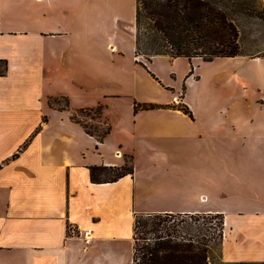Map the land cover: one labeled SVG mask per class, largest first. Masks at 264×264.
<instances>
[{
	"label": "crops",
	"instance_id": "1",
	"mask_svg": "<svg viewBox=\"0 0 264 264\" xmlns=\"http://www.w3.org/2000/svg\"><path fill=\"white\" fill-rule=\"evenodd\" d=\"M135 6L0 0V264H133L140 212L221 213L220 259L264 260V182L242 178L246 170L263 175L264 147H246L235 164L239 179L224 174L228 157H237L224 121L262 108L263 82L226 69L202 85L199 71L202 64L218 68L219 60L264 64V56L141 59L134 52ZM157 59L170 62L166 74ZM178 60L185 63L177 75L181 103L192 116L176 106L134 111L135 101L173 103L175 93L154 100L147 87H171L163 77L176 75ZM50 96H66L68 106L50 105ZM99 104V122L110 126L101 141L70 118ZM259 114L249 140L254 133L264 140V108ZM218 142H225L224 160ZM125 155L132 173L91 181L90 166H121ZM256 182L263 185L254 189Z\"/></svg>",
	"mask_w": 264,
	"mask_h": 264
},
{
	"label": "trees",
	"instance_id": "2",
	"mask_svg": "<svg viewBox=\"0 0 264 264\" xmlns=\"http://www.w3.org/2000/svg\"><path fill=\"white\" fill-rule=\"evenodd\" d=\"M262 13L264 6L261 0H136L134 52L143 55L147 61L153 55H167L170 58L182 56L187 59L199 57L204 61L215 57L246 55L240 47L236 19L248 15L261 18ZM150 74L156 78L153 73ZM59 98L64 103L55 105ZM48 103L60 109L68 106L66 96H50ZM161 106L175 107V104L133 102L134 111ZM176 107L192 116L185 104ZM83 111L94 114V118L91 117L95 119L94 124L87 126L77 119L76 114ZM102 111L100 104L79 108L71 113L70 118L101 141L110 130L108 124L99 122ZM132 171L131 155H125L121 166L89 167L93 182L113 181ZM105 173L110 175L100 177ZM181 215L189 220H176L175 217ZM216 217L220 219L214 221ZM191 223L195 225L194 228ZM222 233L221 213H136L133 220L132 261L133 264H213L212 250L218 246L219 256ZM219 261L223 264H264V260Z\"/></svg>",
	"mask_w": 264,
	"mask_h": 264
},
{
	"label": "rangeland",
	"instance_id": "3",
	"mask_svg": "<svg viewBox=\"0 0 264 264\" xmlns=\"http://www.w3.org/2000/svg\"><path fill=\"white\" fill-rule=\"evenodd\" d=\"M258 8H260V6L258 5ZM236 24L238 26L239 29V43H240V47L241 50L244 51L246 53L247 56H253V55H259V56H264V13H262V17L258 18L252 15H248V16H239L236 19ZM141 59H145V57L141 54L138 55ZM164 60V61H161ZM218 62V68H213L212 65L209 64H202L201 67L199 68L200 74L202 75V85H209L213 79H215L217 77V80L219 81L221 79V77L219 76L218 72L219 70H230V69H235V70H245L248 73L249 78H251L254 81H258L260 80L261 82H263V86H264V64H256L254 62H247V63H230V62H226L219 60ZM166 64H170L166 63V59H157L155 62V66L159 69V71H162L163 74L167 73V67ZM184 61L182 60H178L175 64V76L170 75V71L167 74V77H163V79L168 80L171 82V87L169 86L168 88H164L162 85H157V86H148L150 88L147 87V90L149 91V96L154 99V100H164L169 98L173 93L176 94L175 98L173 100V104H175V106L182 104L181 103V94H182V81L181 78L177 75H179L183 68H184ZM258 104L260 103H264V96L259 97ZM227 102V101H225ZM63 99L59 98L58 101L55 103V105H62ZM264 108V106L262 108H258V106L256 107L255 105H253L251 107V109L249 111H246V115H243L242 117L237 116V117H233L232 115L229 117H227L224 121L225 126L229 129V145L231 146V149H235V147L237 149H235L234 151V155L237 156L236 160L233 161V158L228 157V160L226 161V163L229 165L230 164V168L228 166V170L224 172L225 175L228 174L230 180H234V178L236 177V179L240 178V173L237 171L238 169L236 168L237 163H240V156H245V154H248V151L246 150V147L249 149V146L252 145L253 147H258V148H263L264 147V140L261 138H258L257 134H253V138L254 140H249L247 137H250L251 135H246L247 132L250 131H256V127H254V123L257 122L259 123L260 121V111H262V109ZM77 119L80 120L82 123L86 124L87 126L94 124L95 123V119H91V117L94 118V114L91 111H83V112H78L77 114ZM218 117V116H216ZM221 119V118H220ZM237 119V121L234 122V124L232 125L231 122L233 120ZM222 121L224 119H221ZM253 126V127H252ZM225 136V135H223ZM257 136V137H256ZM260 136V134H259ZM245 137V138H244ZM240 139H243L244 141H242L241 145H240ZM224 146H225V142H223V144L220 146L219 142L216 145V150L218 153H216L218 156L221 155V158L224 160L226 157L224 155ZM262 151V150H259ZM212 153V152H211ZM233 154V151H232ZM245 158V157H244ZM230 160V161H229ZM244 160V159H243ZM236 168V169H235ZM263 175H261L260 173H258L255 169L254 170H246V174L245 176H243V179H246L247 181H249V177H250V181L253 177H256L258 179H260L261 181L263 180L264 182V170L262 172ZM109 173H105L104 175H100V177H104V176H109ZM253 188L257 189L260 187V185L263 184H259L258 182L256 183H252ZM176 220L178 219H186L189 220L188 217L181 215V216H176L175 217ZM220 218L216 217L213 220L218 221ZM192 228H194V224L191 223ZM218 256V246H215L212 250V263L213 264H223L221 263L219 260V256Z\"/></svg>",
	"mask_w": 264,
	"mask_h": 264
}]
</instances>
